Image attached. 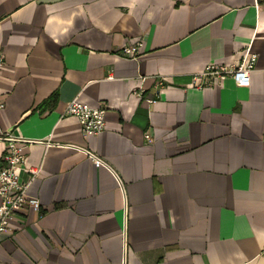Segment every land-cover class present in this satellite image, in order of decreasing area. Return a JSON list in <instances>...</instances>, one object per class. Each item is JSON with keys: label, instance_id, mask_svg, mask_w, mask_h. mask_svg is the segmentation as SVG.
I'll return each instance as SVG.
<instances>
[{"label": "crops", "instance_id": "0c3cea01", "mask_svg": "<svg viewBox=\"0 0 264 264\" xmlns=\"http://www.w3.org/2000/svg\"><path fill=\"white\" fill-rule=\"evenodd\" d=\"M248 47L249 86L193 84ZM0 53V167L2 135L35 140L18 172L41 200L0 264H264V0H0Z\"/></svg>", "mask_w": 264, "mask_h": 264}, {"label": "built area", "instance_id": "2783aa9c", "mask_svg": "<svg viewBox=\"0 0 264 264\" xmlns=\"http://www.w3.org/2000/svg\"><path fill=\"white\" fill-rule=\"evenodd\" d=\"M143 40L129 41L121 47L117 53L127 57L137 58L142 52ZM258 53L250 47L245 51L242 60L237 64L210 63L207 67L193 76V84L198 88L211 86L216 83V79L221 81L226 76H231L237 85L249 86L251 83V72L256 66ZM5 65V55L0 53V71ZM204 77L208 80L199 82L198 78ZM150 103H155L156 98H148ZM5 107V102L0 100V109ZM66 114L76 116L82 127L85 136L98 135L107 127V117L105 107H94L74 98L69 102L65 110ZM147 138H151L146 133ZM7 142L4 163L0 167V232L12 233L15 229V220L29 209L40 210L41 200L28 193L29 183H24L20 179L18 168L26 161L25 147L28 143L36 142L21 135L7 132L1 136ZM97 166L109 165L100 157L92 154ZM34 175L39 169H30ZM264 254V250H263Z\"/></svg>", "mask_w": 264, "mask_h": 264}, {"label": "trees", "instance_id": "16d2710c", "mask_svg": "<svg viewBox=\"0 0 264 264\" xmlns=\"http://www.w3.org/2000/svg\"><path fill=\"white\" fill-rule=\"evenodd\" d=\"M53 97H55V98H56V94H55ZM53 99H54V98H53Z\"/></svg>", "mask_w": 264, "mask_h": 264}]
</instances>
